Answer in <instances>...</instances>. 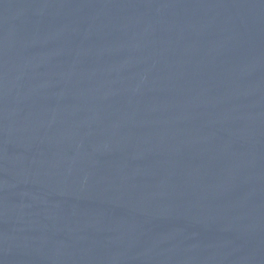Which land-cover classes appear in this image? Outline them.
Wrapping results in <instances>:
<instances>
[{"label":"water","instance_id":"obj_1","mask_svg":"<svg viewBox=\"0 0 264 264\" xmlns=\"http://www.w3.org/2000/svg\"><path fill=\"white\" fill-rule=\"evenodd\" d=\"M0 264H264V0H0Z\"/></svg>","mask_w":264,"mask_h":264}]
</instances>
